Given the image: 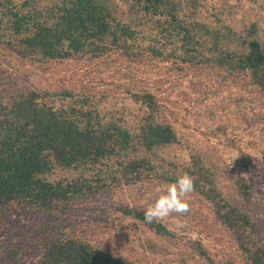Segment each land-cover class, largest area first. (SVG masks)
<instances>
[{
  "label": "trees",
  "instance_id": "16d2710c",
  "mask_svg": "<svg viewBox=\"0 0 264 264\" xmlns=\"http://www.w3.org/2000/svg\"><path fill=\"white\" fill-rule=\"evenodd\" d=\"M202 1L0 0V41L31 64L117 54L131 63L208 66L224 78L247 79V86L264 97V42L258 23L235 31L212 13L215 21L204 22L199 18ZM127 91L121 109L67 90H33L1 100L0 209L53 216L100 189L154 179L172 186L188 174L194 181L190 194L208 205L243 263L264 264V221L248 208L260 169L257 156L239 151L226 168L228 199L219 187L218 164L170 121L153 91L143 86ZM160 148L176 155L179 151L182 162L160 156ZM56 168L79 175L55 181L49 175ZM88 171L94 174L88 177ZM121 211L176 244L178 234L161 220L147 223L145 210L126 206ZM186 245L207 264H218L200 240L189 239ZM19 249L12 248L7 256L18 259ZM32 264L139 263L61 233Z\"/></svg>",
  "mask_w": 264,
  "mask_h": 264
},
{
  "label": "rangeland",
  "instance_id": "374dc122",
  "mask_svg": "<svg viewBox=\"0 0 264 264\" xmlns=\"http://www.w3.org/2000/svg\"><path fill=\"white\" fill-rule=\"evenodd\" d=\"M202 3L205 7L200 11V20L214 22L212 13L235 31L257 22L264 42V0ZM141 86L153 91L168 111L170 121L218 164L219 187L228 199L232 194L228 190L226 168L232 166L239 151L257 156L260 169L252 182L248 208L256 220L264 221V97L247 86V79L224 78L216 69L203 65H176L159 60L131 63L117 54L93 61L31 64L0 41V101L8 94L67 90L75 96L87 95L100 105L121 109L127 90ZM128 109L136 112V107L129 105ZM156 153L169 161L182 162L179 151L176 155L170 148H160ZM93 174L94 171L86 173L88 177ZM78 175L76 170L56 168L49 178L57 181ZM169 187L155 179L113 185L75 201L70 210L53 216L41 211L2 208L0 264H32L61 233L139 264H207L187 248L189 239L200 240L218 264L227 261L244 264L234 242L215 221L208 205L193 194L185 197L190 206L188 212L172 213L161 220L178 234L176 244L156 237L144 224L122 213L126 206L146 210ZM52 225L54 230L48 231L47 226ZM12 248H20L18 259L7 256Z\"/></svg>",
  "mask_w": 264,
  "mask_h": 264
},
{
  "label": "clouds",
  "instance_id": "9594fccd",
  "mask_svg": "<svg viewBox=\"0 0 264 264\" xmlns=\"http://www.w3.org/2000/svg\"><path fill=\"white\" fill-rule=\"evenodd\" d=\"M194 190V181L191 176L184 174L177 178L172 186L149 206L144 212L147 223L154 220H162L172 213H186L189 211V203L185 197Z\"/></svg>",
  "mask_w": 264,
  "mask_h": 264
}]
</instances>
